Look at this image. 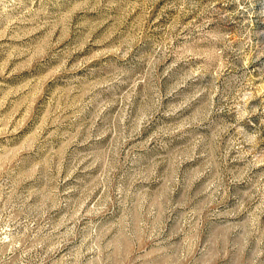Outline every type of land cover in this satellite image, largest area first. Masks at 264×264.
Wrapping results in <instances>:
<instances>
[{
    "label": "rangeland",
    "instance_id": "1",
    "mask_svg": "<svg viewBox=\"0 0 264 264\" xmlns=\"http://www.w3.org/2000/svg\"><path fill=\"white\" fill-rule=\"evenodd\" d=\"M0 264H264V0H0Z\"/></svg>",
    "mask_w": 264,
    "mask_h": 264
}]
</instances>
